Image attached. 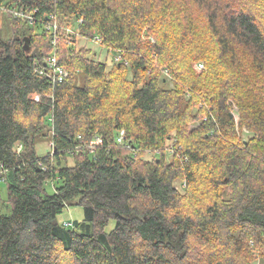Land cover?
Returning a JSON list of instances; mask_svg holds the SVG:
<instances>
[{"label":"trees","instance_id":"16d2710c","mask_svg":"<svg viewBox=\"0 0 264 264\" xmlns=\"http://www.w3.org/2000/svg\"><path fill=\"white\" fill-rule=\"evenodd\" d=\"M0 180V264H264V0H0Z\"/></svg>","mask_w":264,"mask_h":264},{"label":"rangeland","instance_id":"374dc122","mask_svg":"<svg viewBox=\"0 0 264 264\" xmlns=\"http://www.w3.org/2000/svg\"><path fill=\"white\" fill-rule=\"evenodd\" d=\"M5 15V14H3ZM5 20V19H4ZM3 31H4V36L5 37H9L11 36V31L8 27V24L7 22L5 23L4 22V25H3ZM91 48L93 49H97V46L92 44V43H89L88 44ZM29 51L31 50V46L29 45ZM102 57L104 59H106V62L108 64H112L113 63V57H112V54H102ZM234 117H235V121L237 122L238 121V118H239V112L235 109L234 111ZM198 123L192 125L193 126H196ZM244 131H247L246 128H243ZM35 149H36V152L39 156H43L45 155L49 150L52 149V145H51V141H50V138L49 137H46L42 140H38L36 142V145H35ZM168 159L170 158V156L168 155L167 157ZM67 163L69 165H72L73 164V160H72V157L71 156H68L67 157ZM59 182L57 181H46L44 183V188L46 190L47 193H52L54 192V185H58ZM6 197H7V190H6V184L3 180H0V204L3 203V201L6 200ZM5 211L8 212L9 209H6L5 208ZM83 217V209L81 206L77 205L76 203H72V204H69L67 207H65L63 209V211L57 215V220L62 223L64 221H67V220H75V219H81ZM114 223L113 221L111 220L109 222V224L107 225L106 227V230H110L112 227H113ZM256 264H260L259 262H257Z\"/></svg>","mask_w":264,"mask_h":264},{"label":"built area","instance_id":"2783aa9c","mask_svg":"<svg viewBox=\"0 0 264 264\" xmlns=\"http://www.w3.org/2000/svg\"><path fill=\"white\" fill-rule=\"evenodd\" d=\"M56 28V24L55 23H51L49 25H47V28ZM99 38H97L96 36L94 37V41H98ZM199 66H201V64H199ZM50 69V71H49ZM36 71H38L40 74L44 75L46 78H51L52 80L57 79L58 81L62 80L64 77H66L68 75V71L66 69H64L63 67H61L60 65H58L57 63V59L54 55H51L50 57L46 58L43 60V66L41 67H36L35 68ZM34 100L38 101L39 100V96L35 95L34 96ZM123 131H120V134L118 136V141L122 140V136H123ZM101 142V139L99 137L96 138L95 143H99ZM21 149V144H17L14 148V150L20 151ZM90 151L94 150V146L90 145L89 146Z\"/></svg>","mask_w":264,"mask_h":264},{"label":"water","instance_id":"95a60500","mask_svg":"<svg viewBox=\"0 0 264 264\" xmlns=\"http://www.w3.org/2000/svg\"><path fill=\"white\" fill-rule=\"evenodd\" d=\"M23 40H24V44H23V50L25 51V52H29V38L27 37V36H25L24 38H23Z\"/></svg>","mask_w":264,"mask_h":264}]
</instances>
